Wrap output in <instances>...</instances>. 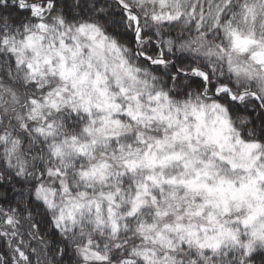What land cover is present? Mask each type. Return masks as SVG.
Returning <instances> with one entry per match:
<instances>
[{"label":"snow or ice","instance_id":"1","mask_svg":"<svg viewBox=\"0 0 264 264\" xmlns=\"http://www.w3.org/2000/svg\"><path fill=\"white\" fill-rule=\"evenodd\" d=\"M0 264H264V0H0Z\"/></svg>","mask_w":264,"mask_h":264}]
</instances>
